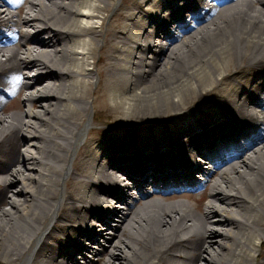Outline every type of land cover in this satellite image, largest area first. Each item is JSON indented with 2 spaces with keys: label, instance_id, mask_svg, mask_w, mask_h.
<instances>
[{
  "label": "bare ground",
  "instance_id": "bare-ground-1",
  "mask_svg": "<svg viewBox=\"0 0 264 264\" xmlns=\"http://www.w3.org/2000/svg\"><path fill=\"white\" fill-rule=\"evenodd\" d=\"M78 258L264 264V0H0V264Z\"/></svg>",
  "mask_w": 264,
  "mask_h": 264
},
{
  "label": "rangeland",
  "instance_id": "rangeland-1",
  "mask_svg": "<svg viewBox=\"0 0 264 264\" xmlns=\"http://www.w3.org/2000/svg\"><path fill=\"white\" fill-rule=\"evenodd\" d=\"M151 76V75H150ZM113 112V114H112V116H117V117H123L124 116V114H123V112L121 111V110H114V111H112ZM138 116V115H137ZM141 116V115H140ZM97 118V117H96ZM100 120L99 121H95V123H96V126H98V127H100V128H106V129H110V128H113V129H118V127H123V129H125L126 128V126L123 124H118V123H113V122H104V121H101V118H99ZM117 132V131H116ZM116 132H114V131H109V133H108V135H112V133H116ZM208 164V165H207ZM206 165L207 166H209V163H206ZM196 174H197V177L199 176H202V178H201V180L203 179V177H204V175L203 174H201L200 172H196ZM188 190V189H187ZM203 190V188H201V189H195V190H188L189 192L190 191H192L193 192V194H194V198H192V199H195L196 200V198L198 197V196H200V193H201V191ZM162 196V195H161ZM167 196V195H166ZM79 259V264H91V263H86V262H84V261H81V258H78Z\"/></svg>",
  "mask_w": 264,
  "mask_h": 264
}]
</instances>
